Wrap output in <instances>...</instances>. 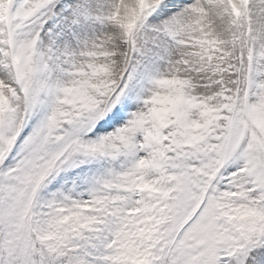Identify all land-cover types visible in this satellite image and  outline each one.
<instances>
[{
    "label": "snow or ice",
    "instance_id": "1",
    "mask_svg": "<svg viewBox=\"0 0 264 264\" xmlns=\"http://www.w3.org/2000/svg\"><path fill=\"white\" fill-rule=\"evenodd\" d=\"M0 264H264V0H0Z\"/></svg>",
    "mask_w": 264,
    "mask_h": 264
}]
</instances>
